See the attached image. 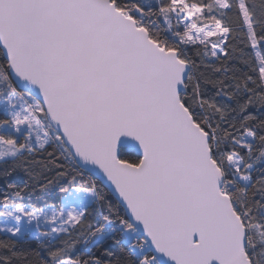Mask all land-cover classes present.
<instances>
[{
  "label": "snow or ice",
  "instance_id": "snow-or-ice-1",
  "mask_svg": "<svg viewBox=\"0 0 264 264\" xmlns=\"http://www.w3.org/2000/svg\"><path fill=\"white\" fill-rule=\"evenodd\" d=\"M0 113L5 177L70 169L0 192V264H264V0H0Z\"/></svg>",
  "mask_w": 264,
  "mask_h": 264
},
{
  "label": "trees",
  "instance_id": "trees-1",
  "mask_svg": "<svg viewBox=\"0 0 264 264\" xmlns=\"http://www.w3.org/2000/svg\"><path fill=\"white\" fill-rule=\"evenodd\" d=\"M194 59L195 53L194 51L190 53ZM219 66V65H217ZM201 71H205L206 74L210 78H215L211 70H206L204 68L200 69ZM208 88L211 89V85H208ZM5 118L2 113H0V119ZM49 152H52V156H48L44 154L42 156H37V160H40L43 164H47L48 167L45 169H41L40 167H36L34 169V175L37 177L39 183H36L35 180L29 178L27 174H25L21 170H17L12 173V175L5 177L3 172L6 168H9V164L0 163V192L5 190L7 183L16 184L18 187L23 188L25 183L29 184V189L21 193L22 198L13 197V202L15 203H24L31 208H41L46 207L47 205H59L60 198L63 193H61V186L64 188L68 187V183L61 180L58 184H54L50 190L45 193L39 191V184L47 183L49 179H54L58 171L70 170L68 168V162L65 161L58 151L54 149H49ZM62 166V167H58ZM36 186V191H32V185ZM100 187L104 190L108 199L115 201V198L111 195L108 189L104 188L103 185ZM16 240L15 237H12L9 234L3 233L0 231V241H9ZM83 247V256L82 258L87 260L90 258H99L102 261L106 259L104 255L105 248L113 249L117 251V253L121 256H124L125 253H121L119 249H114L112 241H107L100 247L94 246V239L92 243H89L87 246ZM17 253L26 254L25 257L19 262V264H37L38 260L42 258L44 255L43 249L40 247L39 242L33 237H26L23 241H17L15 248L13 249ZM0 255H10L7 249H0ZM12 264H18L16 258H13Z\"/></svg>",
  "mask_w": 264,
  "mask_h": 264
},
{
  "label": "rangeland",
  "instance_id": "rangeland-1",
  "mask_svg": "<svg viewBox=\"0 0 264 264\" xmlns=\"http://www.w3.org/2000/svg\"><path fill=\"white\" fill-rule=\"evenodd\" d=\"M27 206V205H26ZM30 210L32 209L30 206H27ZM22 219H26L24 217H22ZM4 221H3V218H0V231L3 232V233H6V234H9L11 235L10 233H7L5 231H3L2 229L4 228ZM9 227L11 226V224L8 225ZM43 230V229H42Z\"/></svg>",
  "mask_w": 264,
  "mask_h": 264
},
{
  "label": "water",
  "instance_id": "water-1",
  "mask_svg": "<svg viewBox=\"0 0 264 264\" xmlns=\"http://www.w3.org/2000/svg\"><path fill=\"white\" fill-rule=\"evenodd\" d=\"M109 191V190H108ZM111 193V192H110ZM111 195L115 198V196H114V194L113 193H111Z\"/></svg>",
  "mask_w": 264,
  "mask_h": 264
}]
</instances>
